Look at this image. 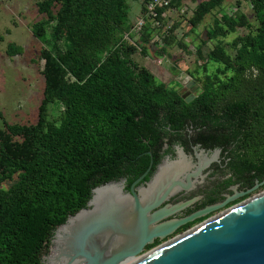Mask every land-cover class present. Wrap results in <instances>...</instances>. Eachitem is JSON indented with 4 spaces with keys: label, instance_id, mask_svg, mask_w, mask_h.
<instances>
[{
    "label": "trees",
    "instance_id": "16d2710c",
    "mask_svg": "<svg viewBox=\"0 0 264 264\" xmlns=\"http://www.w3.org/2000/svg\"><path fill=\"white\" fill-rule=\"evenodd\" d=\"M130 1L136 0H37L46 17L32 33L44 45L45 89L35 123L4 119L0 127V264H42L57 227L87 206L94 188L123 176L125 156L142 150L134 147L142 143L140 130L157 120L158 129L182 128L187 119L214 123L233 147L230 170L264 180V0H237L233 13L224 11L225 0L198 4L192 32L206 14L223 12L197 47L200 58L223 66L204 76L190 102L133 58L151 42L169 54L158 47L171 30L164 32L163 13L184 0L160 9L159 40L150 25L137 38L132 33ZM140 1L144 12L150 0ZM245 1L256 26L241 9ZM241 28L248 31L226 41ZM7 46L10 56L25 52ZM52 105L59 111L54 119Z\"/></svg>",
    "mask_w": 264,
    "mask_h": 264
},
{
    "label": "water",
    "instance_id": "95a60500",
    "mask_svg": "<svg viewBox=\"0 0 264 264\" xmlns=\"http://www.w3.org/2000/svg\"><path fill=\"white\" fill-rule=\"evenodd\" d=\"M200 86L196 80L190 79L179 93L190 102L200 92ZM186 89L188 91L184 92ZM113 183L121 184L109 181L94 188L87 206L57 227L52 237V253L43 261L50 264H120L128 258L136 257L138 259L132 264H264V192L144 253L146 245L153 244L156 237L164 239L183 224L225 206L236 197L184 218L161 221L171 212L163 211L164 208L150 215L149 212L168 198L170 191L150 206L142 204L136 195V211L133 210L136 216L135 228L126 227L116 218L99 219L78 228L82 216L88 213L91 206H95L93 201L99 190L105 189L103 193H108L105 187ZM263 184L264 180L242 196ZM119 191L123 196L120 188ZM119 227L128 236L126 244L120 248L101 246V235ZM71 229L76 230V233L71 235Z\"/></svg>",
    "mask_w": 264,
    "mask_h": 264
},
{
    "label": "rangeland",
    "instance_id": "374dc122",
    "mask_svg": "<svg viewBox=\"0 0 264 264\" xmlns=\"http://www.w3.org/2000/svg\"><path fill=\"white\" fill-rule=\"evenodd\" d=\"M201 1L203 0H184L183 5L180 8H175L176 10H172L165 21L168 25H171V30L167 33L168 40L159 42L158 47L167 46L166 48H168L171 56L168 53L161 54L160 49L157 50L155 48L157 44L155 45L152 42L147 47V53L137 51L133 55L135 61L140 65L146 66L159 81L167 83L170 87L185 88L190 79H194L202 85L205 75H212L219 66H223L220 63L207 61L205 58L198 56L197 47L201 44V38L205 36V29L210 27L214 23L215 18L220 17L223 13L218 8L214 9L206 14L194 32L190 31L192 28L191 18ZM130 5V19L133 20L141 14L142 3L140 0H136L130 1ZM223 8L228 13L235 12L238 9L237 0H225ZM241 9L248 14L252 24L256 26L257 21L250 3L243 2ZM44 17L46 15L41 14L38 10L37 0H0V110L4 117L0 116V127H4V119L10 123L26 124L35 123L38 120V106L41 104L45 89V77L42 74L44 60L41 58L42 46L44 45L41 39L33 35L32 27L35 22ZM159 29L158 40L160 38ZM247 31L248 29L241 28L236 33H230L226 41H232L237 34ZM155 37H157V34ZM181 41L187 43L186 48L180 45ZM12 42L24 47L25 52L10 56L7 53V45ZM227 48L229 52H234L232 48ZM205 50L208 49L205 48ZM224 76L221 74V77ZM50 107V118L58 117L59 111L53 105ZM227 150H229V147ZM11 184V181H7L2 187L7 188ZM263 192L264 184L248 194L227 203L211 213L207 218L200 219L179 232L155 242L153 246L147 247L144 253ZM124 232V229L119 227L117 230L112 229L103 233L100 245L111 248L124 246L128 238ZM52 246L53 243H51L43 258L52 253ZM42 264L49 263L45 260Z\"/></svg>",
    "mask_w": 264,
    "mask_h": 264
},
{
    "label": "flooded vegetation",
    "instance_id": "af4514ba",
    "mask_svg": "<svg viewBox=\"0 0 264 264\" xmlns=\"http://www.w3.org/2000/svg\"><path fill=\"white\" fill-rule=\"evenodd\" d=\"M223 131L212 122L200 126L191 119H187L182 128L170 125L158 129L157 120L151 127L140 130L136 139L142 143L134 147L142 150L135 157L125 156L123 176L112 181L121 182L118 186L134 211L136 195L142 204L150 206L170 191L168 198L149 212L150 215L163 208L171 212L161 221L187 217L229 198L236 197V200L263 180L254 177L253 172L243 175L230 170L233 147L227 150ZM216 210L183 224L165 238ZM161 240L156 237L154 243Z\"/></svg>",
    "mask_w": 264,
    "mask_h": 264
},
{
    "label": "bare ground",
    "instance_id": "6f19581e",
    "mask_svg": "<svg viewBox=\"0 0 264 264\" xmlns=\"http://www.w3.org/2000/svg\"><path fill=\"white\" fill-rule=\"evenodd\" d=\"M105 188H107L105 192H109L103 193L105 189L103 191L99 190L96 199L93 201L95 206H91L88 213L82 216V220L78 224V228L104 218H116V221L128 228H135L136 216L130 203H128L120 193L118 184L113 183ZM72 229L70 230L71 235L76 233V230ZM137 259L138 258L136 257L128 258L120 264H132Z\"/></svg>",
    "mask_w": 264,
    "mask_h": 264
},
{
    "label": "built area",
    "instance_id": "2783aa9c",
    "mask_svg": "<svg viewBox=\"0 0 264 264\" xmlns=\"http://www.w3.org/2000/svg\"><path fill=\"white\" fill-rule=\"evenodd\" d=\"M172 1L173 0H150L146 4L145 11L142 12L141 10V14L133 23L132 33L135 35V37L137 38L140 36V34H142L146 25H150L153 29L157 30L158 32V29L161 27L160 9L169 8L171 6ZM170 12L171 10H167L163 13V16L168 18ZM170 27L171 25H168L164 32H166L167 29ZM155 39L158 40V34Z\"/></svg>",
    "mask_w": 264,
    "mask_h": 264
},
{
    "label": "crops",
    "instance_id": "0c3cea01",
    "mask_svg": "<svg viewBox=\"0 0 264 264\" xmlns=\"http://www.w3.org/2000/svg\"><path fill=\"white\" fill-rule=\"evenodd\" d=\"M138 15H139V14H138ZM136 18H137V17H135V19L132 20L133 23L135 22Z\"/></svg>",
    "mask_w": 264,
    "mask_h": 264
}]
</instances>
